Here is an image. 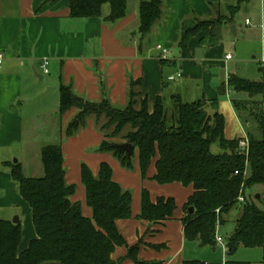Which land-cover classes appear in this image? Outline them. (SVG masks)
<instances>
[{
	"label": "crops",
	"instance_id": "crops-1",
	"mask_svg": "<svg viewBox=\"0 0 264 264\" xmlns=\"http://www.w3.org/2000/svg\"><path fill=\"white\" fill-rule=\"evenodd\" d=\"M234 1L238 4L240 0H165L162 19L143 38L139 25L136 26L139 8L138 12H128L125 19L108 24L105 22L108 15L104 13L102 18L71 19L70 0L55 3L47 0H0V55L4 56L0 65V192L3 193L0 209L11 210V217L15 216L16 209L20 210L18 215L21 217L17 218L22 227L20 252L29 247L37 234L31 208L12 180L9 164L13 163L10 159L29 143L27 119L36 117L26 116L24 107L29 110L34 106L40 113H46L49 111H46L47 105L52 104L56 112L50 122L62 142L65 169L71 168L66 175L67 184L82 185V164L97 176L100 165L108 163L113 169L114 181L132 192V218L118 221L117 226L129 248L142 241L137 254L140 261L153 264H183L185 261L225 264L226 249L218 244L202 247L198 242L185 241L183 209L194 193L192 186L184 187L179 183L159 185L153 180L155 163L149 169L148 178L143 180L138 163L134 171H128L111 154L95 152L104 135L94 118L88 120L87 128L67 138L66 130L71 123H77L75 117L78 112L73 109L60 117L59 107L61 84L71 86L75 94L85 100L100 102L103 96L101 82H104L111 103L124 108L128 104L131 83H139L134 91L142 99H147L150 112L159 98H163L167 106L174 96H180L184 102L187 97L193 99L186 103L204 99L210 115L217 111L225 117L227 140L242 138L245 134L243 124L233 102L247 101L248 98L244 96L246 94L241 93L242 96L233 92L227 83L229 76H238L241 72L237 64L248 59L255 61L264 80V0L244 2L253 6L247 9L251 18L245 21L240 18L242 3L231 24L225 21L215 31L210 29L192 38L188 59H183L179 50L183 23L196 19H230L229 9L237 5L227 4ZM232 27H235V33ZM228 55L231 60L226 59ZM45 60L49 61L48 75L54 70L59 74V90L56 92L57 89L53 88L52 99H46L47 91L41 88ZM223 71L224 81L221 78ZM169 82L175 84L170 85ZM236 96L238 98L235 99ZM39 101H42L41 105L36 104ZM214 103H217L216 109L212 106ZM31 126L35 129L34 125ZM21 166L24 169L23 164ZM143 190L149 191L153 203L158 198H173L176 202L173 218L159 224L138 220ZM79 194L81 202L76 196L71 201L80 202L84 216L91 218L84 186ZM240 213L235 209L231 216L237 219ZM128 252L126 247L117 248L112 256L114 264H135L127 258ZM242 256H246V260ZM242 256L235 261L262 264L261 249H246Z\"/></svg>",
	"mask_w": 264,
	"mask_h": 264
},
{
	"label": "trees",
	"instance_id": "trees-1",
	"mask_svg": "<svg viewBox=\"0 0 264 264\" xmlns=\"http://www.w3.org/2000/svg\"><path fill=\"white\" fill-rule=\"evenodd\" d=\"M57 1L47 0L48 3ZM164 1L140 0L139 33L143 38L162 19ZM246 1L240 0L236 7L229 9L230 19H196L183 23L179 43L181 57H190L189 43L195 36L210 29L215 31L225 21L231 24L241 4ZM106 5L110 7L106 23L115 24L127 17L128 0H70L69 17L85 20L102 18ZM138 84L131 83L128 104L124 108L111 103L104 82H101L103 96L100 102L85 100L77 96L71 86L61 84L59 116L73 109L78 112L75 117L77 123L68 126L66 137H74L81 129L87 128L89 119L94 118L104 135L95 152L111 154L128 171L135 170L133 160L136 157L143 180L148 178L149 169L155 163L153 180L159 185L179 183L184 187L192 186L194 193L184 206L182 218L187 242L214 247L217 226L221 227L226 217L240 207L234 232L225 241V264H250L232 260L240 249H261L264 264V210L247 196L254 187H264V121L259 114L256 118L253 110L261 108L262 103L254 99L264 95V80L252 82L231 75L227 83L233 92L248 95L247 101H234V108L249 129L253 126L249 120L257 119L262 133L261 138H256L255 133L247 130L248 155L239 146L242 138L227 140L225 117L217 111L210 115L206 100L186 103L180 96H174L167 106L166 101L159 98L150 112L147 99H142L134 91ZM212 106L216 109L217 103ZM102 120L106 123L100 126ZM125 131L127 133L121 137ZM118 138L122 144L129 143L135 147L131 159L113 149ZM214 145L221 153L211 152ZM41 160L44 169L41 178L25 177L19 162L9 164L12 180L31 208L37 238L20 252L21 225L0 220V264H114L112 256L119 247L128 248L127 258L135 264H153L144 263L137 257L142 241L129 248L117 226L118 221L132 218L133 194L114 181L113 169L108 163L100 165L97 176L86 164L81 166L86 205L92 211V217L87 218L81 203L71 201L77 186L66 182L62 144L43 147ZM241 195L245 199L243 203L238 201ZM190 208L194 209L193 213H190ZM175 210L173 198H158L153 203L149 191L143 190L141 213L137 218L159 224L172 219ZM183 264L207 263L185 261Z\"/></svg>",
	"mask_w": 264,
	"mask_h": 264
},
{
	"label": "rangeland",
	"instance_id": "rangeland-1",
	"mask_svg": "<svg viewBox=\"0 0 264 264\" xmlns=\"http://www.w3.org/2000/svg\"><path fill=\"white\" fill-rule=\"evenodd\" d=\"M139 4H140V0H128V12L130 14H132L135 11L138 12ZM227 5L236 6L238 4L236 3V1H234L232 3H228ZM250 7H253V6H250L248 3L243 4V6H242L243 10L239 14L240 18L243 21H245L246 18L252 17L251 14H248L250 10L249 11L247 10ZM103 13H104V15L110 14V7L108 5L104 6ZM138 25H139V21H137L136 26H138ZM231 47H233V46H231ZM230 52L233 53V50H230ZM248 60L249 61L243 62L240 64L236 63L237 66L239 68H241V72L239 73L238 76L241 78H244L246 80L253 81V82L262 81L263 80V74L261 72H259L258 65L255 63L254 60H252V59H248ZM42 76L44 77V82H42L41 88L47 91V96L45 98L46 99H48V98L52 99L54 96V93H55V90H53V88L54 89L56 88L57 89L56 92H57L59 90V86H60L59 82H58V76H59L58 71L57 70L52 71V74L50 76L49 75H42ZM169 83H170V85L175 84L173 82H169ZM180 89H182V88H180ZM230 92H231V95H233V94L235 95V93H233L232 91H230ZM244 96L245 97L247 96V98H248L247 94ZM45 98H43V99H45ZM187 98H191V97H187ZM187 98L185 99V102H191V100H193L192 98L191 99H187ZM236 98H238V96H236L235 99ZM195 100H197V99H195ZM254 101H260L262 103L259 111H256L255 108H253V110L256 113V118H257V116L260 115V117L264 121V95H262L258 98H255ZM41 103H42V101L41 102L39 101L36 104L41 105ZM32 107L33 108L29 109V110H27L26 107H24V110H23V113L26 116H29V115L36 116L33 119H29V120L27 119L28 126L26 128V132H27V138L29 139V143L23 148V150L20 149L18 151V155H16L12 159H10V161L13 164H15L16 162L23 164V166H24L23 172H24L25 177H27V178H41L44 176V169H43V164H42V160H41L42 148L45 146H48V145H55V144H60V143L62 144V142L59 138V133L52 126V122H50V118L56 112L55 107L53 108L52 104H48L46 111L47 110H49V111L46 113H40L41 111L34 109V106H32ZM57 109H58V107H57ZM248 109L252 110V108H250V107ZM244 115L246 118L250 119L248 114L244 113ZM239 118H240L241 124H243L244 133L247 134V130H249L252 133H255L256 138H261L262 133H261L260 129L258 128L259 123H258L257 119H255V120L250 119L249 120L251 122V124L253 125L249 129L248 127L245 126V124H244V122L240 116H239ZM49 123H51V124H49ZM105 123H106V121L102 120L100 123V126H103ZM30 125H34L35 129L32 126H31L32 127L31 128ZM126 133L127 132L125 131L124 134L121 135V137L122 136L124 137V135ZM114 142H117L118 144L123 143V141L120 138L116 139ZM211 152L213 154H219V153H221V150L219 149L218 146L214 145L211 148ZM133 163H134V166L137 164V158L136 157L134 158ZM70 169L71 168L68 166V168H67L68 173L71 172ZM80 188H83V186L82 185H79V187L77 186V192H76L75 196L81 202L82 201L81 195L79 194ZM2 195H3V193L0 192V197H2ZM247 196L252 198V200H254L256 202V204L258 205V207L260 209L264 210V187H262V186L254 187L253 189H251L247 192ZM258 196L260 197V200L257 199ZM84 207H85V209H88L86 206H84ZM236 209L238 211H240V207H237ZM16 210H18V209H16ZM16 210H15V212H16L15 216L11 217V212H9L11 210L7 211L6 209H0V220H4V221L9 220L13 223L16 218L21 217L20 215H18V214H20V210H18V211H16ZM235 220H236V218H234L233 215L231 216V214H229V216L226 218V222L220 227L219 234L224 240H227V238L234 232ZM191 247H194V244H192ZM222 249H221V251H222ZM243 251H246V249H240L233 256L232 260H235V259L241 257ZM222 253H223V251H222ZM199 254H201V250H199ZM242 258L244 260H246L247 257L242 256Z\"/></svg>",
	"mask_w": 264,
	"mask_h": 264
},
{
	"label": "built area",
	"instance_id": "built-area-1",
	"mask_svg": "<svg viewBox=\"0 0 264 264\" xmlns=\"http://www.w3.org/2000/svg\"><path fill=\"white\" fill-rule=\"evenodd\" d=\"M165 53H166V51H165ZM231 58L232 57L230 55H228L226 59L227 60H231ZM3 59H4V56L3 55H0V65L2 64ZM48 66H49V61L48 60H45L44 66H43L45 75H48L49 74ZM239 146L248 155V153H249V149H248L249 148V141L247 139V134L246 133L243 135L242 141H240ZM238 201L240 203H243L245 201V199L241 195L239 197ZM219 229H220V226H217V231H216V244H218L219 246H221L225 250L226 249V244H225L224 239L219 234Z\"/></svg>",
	"mask_w": 264,
	"mask_h": 264
},
{
	"label": "water",
	"instance_id": "water-1",
	"mask_svg": "<svg viewBox=\"0 0 264 264\" xmlns=\"http://www.w3.org/2000/svg\"><path fill=\"white\" fill-rule=\"evenodd\" d=\"M232 31H233V33H235L234 32L235 27H232ZM134 36H135V33H134ZM221 78H222V81H224V79H225V72L224 71L221 74ZM113 149L117 150L121 153L126 154L128 159H131L133 157V155L135 154V147L129 143L115 144V145H113ZM257 199H260V197L258 196ZM193 212H194V209L190 208V213H193ZM13 223L18 225L20 223L19 219L16 218Z\"/></svg>",
	"mask_w": 264,
	"mask_h": 264
}]
</instances>
